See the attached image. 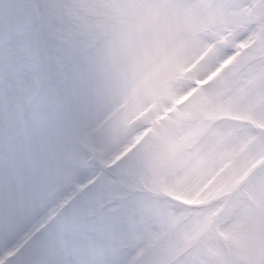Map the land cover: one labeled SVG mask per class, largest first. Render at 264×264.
<instances>
[{"label":"rangeland","instance_id":"rangeland-1","mask_svg":"<svg viewBox=\"0 0 264 264\" xmlns=\"http://www.w3.org/2000/svg\"><path fill=\"white\" fill-rule=\"evenodd\" d=\"M247 1L198 0L182 5L179 0H49L55 9L49 24L75 21L95 30L105 41L87 70L89 86L83 105L62 130L64 141L74 149L76 167L57 169L64 156L63 142L48 149L45 171H54L60 177L49 199L58 190L82 187L90 178V169L96 170L100 162L109 161L132 134L143 128L144 113L148 111L150 119L160 123L154 142L119 172H127V184L122 185L123 177L119 179L117 171L106 174L110 179L107 184L119 187L117 196L124 198L110 206L118 219L95 234L104 240L93 238L78 259L88 264H170L185 253L181 264L261 263L264 58L256 60L254 56H264V34L245 54V64L230 68L201 92L197 107L199 112L206 111V118L196 121V114L194 117L188 109L168 113L184 86L207 74L222 59L223 48L185 74L184 68L196 62L210 44L206 45L208 39H219L234 31V41H238L252 23L258 25L262 21L264 26V6L250 16L244 8ZM199 2L201 8L197 12ZM25 3L30 4V0H0V15L17 13ZM157 70L160 73L154 76ZM190 146L199 149L197 157L189 159L180 175L176 171L166 176L167 166L162 169L163 165L168 160H178L180 164L183 155L179 153ZM142 177L153 191L167 193L168 197L161 203L159 217L154 216L158 220L150 227L137 228L135 225L146 221L147 216L141 212L131 216L130 203L137 197L130 191ZM35 188L32 180L16 175L10 178L7 209L0 215V254L44 217L40 212L34 218L35 210L40 211L31 207ZM190 204L204 206L202 217L207 219L202 224L195 217L190 223H183L185 216L198 215L187 212ZM56 205H52L53 209ZM126 205L130 212L126 208L116 213ZM208 208L210 213L205 211ZM221 211L222 217L215 223ZM155 222L162 223V227H155ZM133 235L142 238L135 249V253L140 252L138 261L130 259L135 254L131 250L106 248L120 241L128 243ZM227 245L233 250L232 259ZM62 252V247L45 234L31 241L23 264H53ZM110 255L115 257L111 259Z\"/></svg>","mask_w":264,"mask_h":264},{"label":"snow or ice","instance_id":"snow-or-ice-1","mask_svg":"<svg viewBox=\"0 0 264 264\" xmlns=\"http://www.w3.org/2000/svg\"><path fill=\"white\" fill-rule=\"evenodd\" d=\"M32 7L25 3L17 13L0 15V77L15 64L19 88L12 95L19 99L27 93L18 112L5 113L9 98L0 99V116L5 117L0 121V215L7 209L13 175L35 183L31 207L47 201L41 213L52 215V205L60 198L49 197L60 177L45 171L47 152L52 144L63 142L57 169L76 167L74 149L64 141L62 130L82 103L89 86L87 70L105 42L75 21L37 24ZM110 204V193L93 183L51 220L45 234L63 249L53 264H88L77 257L95 234L118 219Z\"/></svg>","mask_w":264,"mask_h":264},{"label":"bare ground","instance_id":"bare-ground-1","mask_svg":"<svg viewBox=\"0 0 264 264\" xmlns=\"http://www.w3.org/2000/svg\"><path fill=\"white\" fill-rule=\"evenodd\" d=\"M6 76H4V80H5ZM124 147V146H123Z\"/></svg>","mask_w":264,"mask_h":264}]
</instances>
